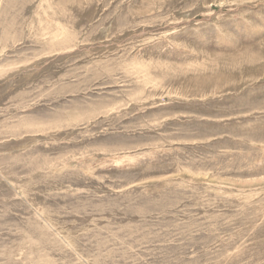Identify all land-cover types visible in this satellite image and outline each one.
<instances>
[{
	"label": "rangeland",
	"instance_id": "obj_1",
	"mask_svg": "<svg viewBox=\"0 0 264 264\" xmlns=\"http://www.w3.org/2000/svg\"><path fill=\"white\" fill-rule=\"evenodd\" d=\"M0 264H264V0H0Z\"/></svg>",
	"mask_w": 264,
	"mask_h": 264
}]
</instances>
